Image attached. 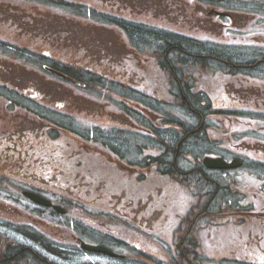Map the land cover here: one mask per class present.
Here are the masks:
<instances>
[{"label": "rangeland", "instance_id": "obj_1", "mask_svg": "<svg viewBox=\"0 0 264 264\" xmlns=\"http://www.w3.org/2000/svg\"><path fill=\"white\" fill-rule=\"evenodd\" d=\"M68 1L83 3L89 6H79V11L74 8L72 10L71 7H69L67 8L69 12H63V19L66 24H69L70 26H79L78 24H80L79 27L83 28V31L80 32L79 35H71L70 38L64 37L63 41H58L51 44V42H46L44 38L37 37L38 34L42 33L41 31L39 32V30H41L39 29L40 27L34 26L31 28L30 26H27V28L20 29L16 28L15 25L12 26L10 23L5 22L2 18H0V38L18 46H26L40 52L50 50L53 58L61 63H68L81 67H92L98 70L99 73L103 71L102 69H104L113 79L117 81L122 80V76L120 74L122 73V71H124L125 69H131V66L133 65L135 67L136 63H133L132 59L130 58L131 56L129 58H126V60L124 58V62L122 64L119 63L120 60L117 61L119 58H116L114 60L104 59L103 61H100L99 56H101V54L94 55L93 53H90L86 50H81V46L84 45L81 44L83 43V38H91L92 36L94 37V39L96 36H107L110 38H115L118 34L121 35L120 31L117 28L115 29L114 26L107 27L108 25L97 24L95 21H93V19H107L115 17L117 15L120 17L133 19V21H139L137 30L144 31V35H140L139 32L133 33V31L129 32V34L138 49L142 50H144L146 47H148V51L150 49L149 47L153 48L154 42H156V40H159L161 38V35H164L165 28L171 31H176L183 35H189L202 40L201 44L199 45L195 42L190 43L189 49L191 50L203 52L204 50H201L200 46L204 47L205 43L207 45V51L214 52L222 49V55L224 54L225 58L237 60L240 66L237 70H235L238 74L237 77L231 78L229 82H227V85H225L224 89L221 88L222 83L220 82L219 75H215L212 78L207 79L204 78L203 75L196 74V77H198V79L195 80V83L196 86H200L202 84L201 88L208 92L212 90L210 93H212V98L215 103L214 105H212L214 109L224 107L227 111L233 113L222 114V112H219L212 113V115L209 114L207 122H205L204 134L206 136V140L208 139L210 143L204 149V153V150H201L204 146H199L197 148L195 144L191 145V150H193V147L195 146L194 152L192 151L190 154H185V157L182 159L181 166L182 168H189L193 166L190 164H193V161L195 162L196 157L216 154L214 152H218L219 150L224 152L225 156H229L232 155L230 149H233L236 151L233 152V157H239L240 159H243V155H241V157L237 153H240L242 149H246L245 152H243L246 155V157L244 156V158H246L247 167H245L248 168L253 166V170L258 172L259 176L264 177V172H262L261 168H257L256 166H254L255 158L264 159V66H257L253 63V61L255 62V59L260 57V55L257 53V50H260L261 47H264V2H262L264 0H259V3L262 6L260 7L259 11L254 8V6L256 5L251 8V4L247 2V0H229L230 3H232V5L236 8V10H229L231 12H234L235 15V19L231 23L229 22L230 27L234 29L229 36L225 34L224 26L220 23V18H217L215 14L209 15L207 12L209 7L217 6L210 5L205 1L201 6V3H198V0H154L152 1V3L149 2L146 7L135 0ZM216 2H220L226 5L228 0H216ZM5 4H9L10 8L17 7L23 9V11L25 12L33 14H37L40 11H44L46 13L51 11L50 6H46L38 0H0V7L5 6ZM129 5L136 7L138 10L134 11L132 7L130 11ZM243 5L247 6L245 7V12L239 10L243 7ZM218 9L223 10V7H220ZM7 15L9 16L8 18L12 19L11 13ZM109 29H112L115 33L112 31H108ZM90 33H92L93 35H91ZM81 34L84 36H82ZM118 40L120 44H123L122 35ZM217 42H224L226 43V45L225 47H221L217 44H214ZM92 43L93 41H89L88 46L92 45ZM128 48L131 47L128 45ZM159 49L161 50V52L163 51L161 47ZM108 53L111 52L108 51ZM122 55L125 56L124 52ZM183 57L188 58L187 56ZM238 60L242 61L239 63ZM17 63L18 62L16 60L10 59H6V61L3 60L0 62V80H2L3 84L8 83L11 85H16L15 81H17L20 84L28 85L29 78L24 74L28 75L29 73L25 70H21L19 73L14 68L13 70L8 71V73L5 74L4 71L6 68H13V64L18 65ZM246 63L253 64L255 66V70L252 68L249 69L246 66L244 67L242 65ZM154 66L155 65L151 64L148 67L149 69H151V76L155 77L154 79L151 77L150 81L153 82L154 87L157 89V91H159L158 96L162 100H165L169 96L166 92H160V89L158 88H160L161 86L155 85L158 82H155L157 71ZM192 74L195 75V73L193 72ZM18 77L20 78V80L18 79ZM40 77L43 78L42 76ZM47 78L51 79V82L47 83L51 85L52 88L48 90L46 101L50 102V104L53 106H55L54 102L64 101L68 104L66 110L72 113L81 111V108L90 109L91 118L94 121H99L103 124H114L112 118L116 114L124 112V110L121 111L115 109L113 107V104L107 99L93 98L89 94H86L85 90L72 87V85L63 84V82L50 76H48ZM132 78L133 77H131L130 79ZM124 79L128 84V79ZM138 82L139 81L136 80V82H133V84H136L135 86L140 88L141 85H138ZM203 84L208 87V90L204 87ZM56 85H60L62 88L53 87ZM164 89H169V86H164ZM98 90L105 91L106 93H108L110 98L123 100L120 99L119 95L116 96L103 88L98 87ZM129 95L132 97L131 100L135 99L134 97L136 95L134 93L129 92ZM19 99L26 100L22 96H20ZM8 103H11L10 97L8 98L5 94H0V198L6 199L11 204H14L16 203L17 196H20L18 195V193L21 188L27 189L26 187H29L30 185L43 186V184H46V186L44 187L47 190V194L58 195V193H60L62 195L61 199L63 201L72 199L74 202L80 203L79 211L76 210V212H74L70 210V214L72 213L71 216H75L79 220L83 217L84 220L82 221V224L88 223V219L84 217L80 209L92 210L94 212L98 211L96 208L99 206L106 207L107 205L104 204H107L109 191L111 189H114L112 188L113 185L118 186V182H116L118 172L114 169H111L109 171L110 173L96 170V166L99 164V161L102 164L108 163L107 156L102 154V152H100V150L96 146H92L91 143H87L83 139L77 140L75 136L66 138V144H68V147H66V149L72 148L75 153L83 151V154L80 153L81 156L69 158V160L67 161H70V163L65 167L64 173H69L68 171L70 170V167L68 165H79L82 162H85L86 165L93 171V173L99 175L100 177L102 176L101 178H98L96 180L97 184L94 187L89 186V190H91V192L88 191V188L83 189L86 196L83 195V190H81V188L72 186L70 185L71 183L69 184L68 182L63 183L62 178L56 181L55 178L59 175L55 174L60 172L54 171V173H52V170L50 171L40 169L33 171V168L20 169L18 167L19 165L13 160L15 159L16 155L12 152H8L9 147L4 142L5 140L3 141L4 136L8 132H13V128H10L12 125L11 121L17 119L16 110L10 109L9 105L6 106ZM24 103H29V100L24 101ZM11 104L15 106L13 103ZM94 104L98 108L100 107V105H102L103 109L100 110L96 108V106L94 107ZM30 105L32 108L34 107L31 102ZM36 105L37 104H35V106ZM164 109L166 110L164 112L167 113V115L169 114L168 117L171 119L174 118L177 121L181 120V122L189 121V119L186 120L185 118H181L179 115H170V109ZM51 115L53 116L57 114L52 112ZM83 115L88 116L86 113ZM248 115L255 117L254 120H252V122H254V125L251 130H249V128H247L245 124H243V122L247 120L246 117ZM215 118L217 121H215ZM209 120L211 121V124H209L211 126L207 128ZM5 121H7L8 123L5 124ZM213 122H215L216 125H214ZM217 122L222 126H224V124L226 126L230 123L232 127H230V129L228 130H225V126L223 127V129H217ZM189 123L190 125H192L193 122L190 121ZM241 123L244 126V131L242 133H239L241 132L242 128L238 127V125ZM197 124L198 123H196V126ZM167 126L168 127L165 128H171L172 125ZM168 130L169 129L164 130V137H171L170 132L172 130ZM231 132H236V134L238 135L232 140H228L229 138H227V134ZM217 135H220L221 137L226 139V141L222 145V148H215L218 145L217 142H219ZM36 143L38 144V149L36 148V154L41 155L42 151L44 150L43 143L38 140ZM45 144L51 145L50 142ZM241 144L243 148L241 147V150H239ZM89 151L97 152L102 156L96 157L94 155H91ZM53 154L55 157L62 155L61 150L59 149L54 151ZM258 166H260V164H258ZM77 173L80 172L74 170L72 173H69L70 179H68L67 177V180H71L72 182H74L76 180ZM93 173L90 172L91 175H93ZM29 176L30 178L34 179L35 182L29 180ZM245 176L247 180H252L254 181V183H256L258 180L255 175L247 174ZM39 178H44L45 180L47 178L48 182L41 183L39 182ZM89 178H91V176ZM240 178L241 181L244 179L242 177V174L241 176H238L239 180ZM261 181H264V178H262ZM161 182L164 185L163 191L165 192H163L162 197L160 196L159 198L160 200H162V204H164V207L167 209V211H165L166 213L163 219L166 221V216L168 215L172 217V210H176L180 214L179 222L181 224V229L178 230V236L175 240L176 252L174 251V246H172V251H169L170 256H177L182 250L185 251V249L188 250V247H193V244L191 242L188 243V240L194 237L193 233L195 231V224L197 223L198 225H200V227H202L203 222H207L204 221L205 219H214L216 225H218H215V227H213L212 225H206L205 228H203L206 232V240L215 244V246L213 245L214 248H212L211 246V252L208 248L209 244H203L201 246V254L202 252H207V255L209 256V259H207V263L205 264H221V262L224 261V258L229 259L227 261L228 264H239L235 260L239 259L254 261L256 259V256H260L257 248H251V246L255 245L252 244L253 242L247 240V233H249L247 231L251 229H253L254 231L264 230V182H259L255 185H251L249 186V188L244 184H241L240 186V188H242L243 190L240 191L243 192L246 197H249L248 200H250V197L253 194L256 195L259 199L257 201V206L253 203L254 199L252 200V202L246 203L251 204V206L253 204V206L255 207L254 210L250 212L251 217L249 216L248 218L246 216L236 215H242V213L240 211H236L233 207H230V204H224L222 201L218 202L217 210H220L223 213L220 214L212 211L210 214L211 218H209L208 210L206 214L202 213V208L204 207V204H206V202L203 200L202 195L198 193V189H196L193 184L189 185V182L187 181V183L180 181L177 185L176 183H172L167 179H163ZM247 189H250V192ZM118 190L119 188L116 187L114 191L119 192ZM150 192L149 196L153 195L155 193V190L153 192ZM55 198L59 197L55 196ZM94 199L98 201L95 202ZM211 199H209V201ZM151 202H148L147 209L149 213V224L152 223L150 215L153 216V220L157 219L160 215L157 212V208H155V206H153ZM104 207L103 210H106L104 209ZM204 210L206 209L203 208V211ZM188 212H190L191 214H189L187 217H182L185 216ZM0 215L13 220L19 219L14 208L10 204H6L1 200ZM222 217L228 218V220L232 219V222L228 221L224 223L223 226L219 225L221 223L219 219H221ZM234 217L236 220L234 219ZM61 218L58 214V216L53 215V218L51 219V235L57 238V241H63V239H66L63 238V228L55 227L56 224L54 223L62 221ZM98 224L94 225V228H99V225L101 224ZM163 225V227L160 226L153 229L159 233V239L166 238V233H169L166 224L164 223ZM240 225L242 227H240ZM85 228L90 229L91 232L92 230H94L92 222H90L89 225L85 226ZM165 231L168 232L165 233ZM0 232H2L4 235L2 236L3 239H13L16 242L20 243L27 241L26 239L20 237L16 231L10 230L9 228L1 224ZM216 233L219 235V237L217 238L218 240H223L222 238H226L227 240H229L228 246H225L223 244L218 245L215 242ZM184 237L186 238V240L183 243V249L177 252V246L181 244V241ZM147 244L155 248V250H148L147 254H153L154 256L163 258L166 257L165 252L159 249L161 247H164L163 242L156 240L155 237H149ZM52 258L55 259L59 264H107L97 257H93L89 254L84 255L81 253H75V256L73 257L67 255V260H63V258L54 256H52ZM138 259L146 260L141 257H139ZM15 263L23 264V262L19 263V261H15L12 264ZM54 263L56 264L55 261Z\"/></svg>", "mask_w": 264, "mask_h": 264}, {"label": "flooded vegetation", "instance_id": "obj_2", "mask_svg": "<svg viewBox=\"0 0 264 264\" xmlns=\"http://www.w3.org/2000/svg\"><path fill=\"white\" fill-rule=\"evenodd\" d=\"M55 6H52V10ZM12 8L2 6L0 7V18L5 22L10 23L12 26L19 25L22 28H26V25L23 23H16L12 21L7 14L11 13ZM12 14V13H11ZM43 17L54 22L52 26L53 29L59 34V40H63V17L61 14L57 13H42ZM113 32V31H112ZM55 32L48 33L47 39L52 40L53 34ZM96 45L86 47L90 53L94 55H100V61L107 58V55H110L109 52L113 50V45L110 43V39L107 37H95ZM46 56H50V50L46 52ZM60 65L56 64L55 69H59ZM100 73H96L95 68L89 67L85 69H74L69 68L63 70L64 74H67L71 77H77L78 75H87L91 77H96L97 74L104 75L108 74L104 69ZM38 72V71H34ZM80 77V76H78ZM63 84L71 85L66 79H63ZM34 99V98H33ZM34 107L31 105L28 106H19L15 105L10 107L12 110H16V118L14 121H11V127L13 132H8L3 141L9 147L8 152H12L16 155L14 162H16L20 169L33 168V171L37 169L40 170H52L63 173L64 168L67 166L65 162L71 157H75L80 153L83 154V151L75 153L72 148L64 149L63 148V139L61 140L58 147H52L51 137L48 134L47 130L51 129L52 120L50 118V109L43 104L41 107L35 106V100L31 102ZM67 102H62L60 107H63V122L68 121L70 118L65 115L67 109ZM96 105L94 104V107ZM138 109L135 111L136 116H133L131 112L129 113H120L116 114L112 120L116 125L112 130H110L109 138L111 141L110 152L107 151L104 145H98V149L102 154L106 155L108 158L109 164L99 163L96 168L102 172L109 171L114 169L118 172L116 182L117 185H113L109 191L110 195L107 197V208L109 214L107 216H99L101 218H106V221L100 220L101 225L107 224L109 231H106L100 237H96L98 242L93 241L92 243L101 244L109 249H112L114 252L119 255H125L123 258L113 257L117 259H132L128 257V252H134L142 254L146 252L147 248V230L148 226V202L152 201L151 204L157 208V212L160 213L159 205L162 203L160 196L150 195L149 191L157 190L156 194L161 195L162 186H155L158 178L163 180L164 177H170V171L167 170L165 174L164 162L165 155L170 157L166 160L167 166L173 169L174 174L180 172V166L177 164L179 160V154L181 152V140L177 137L174 139L177 144V148L174 150L171 148V145H167L166 148L163 146V140L160 138V135L163 134V129L161 126V115L158 111V108L153 109L150 107H145L140 103ZM96 108H98L96 106ZM98 109H103L102 105ZM88 116H84L83 114ZM90 109H83L76 113V119H82L88 121L91 125H95L94 120L90 116ZM151 120L155 127L148 129L147 123H151ZM2 122V121H1ZM8 122L5 121V124ZM16 131V132H15ZM125 132V133H123ZM126 136V138H123ZM48 139V140H47ZM38 141L43 143L44 150L41 155L36 154V148L38 149ZM50 142L51 145H46L45 143ZM173 146V145H172ZM62 150V155L57 157L53 156V152L57 149ZM97 149V150H98ZM91 155L101 154L97 152L89 151ZM106 152V153H105ZM108 153V154H107ZM5 154V153H4ZM221 155V154H213ZM86 163L82 162V165L79 164L76 167L80 169L91 170L88 167H85ZM15 170V169H14ZM190 170H193L192 168ZM79 175V174H78ZM98 178L94 177L93 180L81 179L79 176L76 178V185H79L81 190L88 188L89 186L94 187L97 183ZM205 179L210 180L209 176H206ZM29 180L35 182L34 179ZM211 181V180H210ZM39 182L47 183L44 178H40ZM215 184L220 185L219 182ZM88 185V186H85ZM43 186H32L31 191L36 192L44 197L52 199L53 203L63 205L67 208V215L70 213V210L76 212L79 211L80 203L77 202H67L63 201L61 198H55V194H47V190ZM119 188V192H115V188ZM221 194V187L216 188V190L211 194L209 192L205 199L207 203H211L218 195ZM83 195L86 196L83 190ZM212 197V199H211ZM82 198V196H81ZM209 199H211L209 201ZM154 200V202H153ZM95 202L98 200L94 199ZM17 214L19 219L16 220V224L13 225V231H16L18 235L22 238L30 240L31 245L26 244H14L15 240L3 239V233L0 232V264H7V262H15V257L17 253H28L29 262L32 263V258H38L43 263L48 262L46 256L37 255L38 251L50 252L51 251V218L54 211L53 207H46L39 205L32 201L31 199L23 195V190L20 191V196H17L16 203L12 206ZM99 211L102 212L103 207L99 206ZM83 214H87L83 209H80ZM105 211V210H103ZM78 213V212H77ZM152 213V212H151ZM150 213V214H151ZM98 220V219H96ZM19 223L22 225L20 228ZM57 227H65L67 221L63 223V220L60 221V224H56ZM115 228L118 232L123 235L112 233L111 230ZM89 233V232H86ZM124 236L129 237L130 240L127 241ZM75 242L79 244L80 239H84L76 234ZM133 238V241H132ZM186 240L184 237L181 241V244L177 246L178 251L183 249V243ZM190 239L188 240V242ZM76 244V246H79ZM170 247L173 245L170 244ZM22 249V250H21ZM11 254V255H10ZM106 260L111 258L107 255H101ZM137 256L133 257L136 258ZM142 258V256H141Z\"/></svg>", "mask_w": 264, "mask_h": 264}, {"label": "trees", "instance_id": "obj_3", "mask_svg": "<svg viewBox=\"0 0 264 264\" xmlns=\"http://www.w3.org/2000/svg\"><path fill=\"white\" fill-rule=\"evenodd\" d=\"M143 35V34H140ZM159 41V42H158ZM195 42L196 44H201V40H198L196 38H190L186 35L177 33V32H171L169 30H165L164 35H161V38L159 40H156V42H154V45L156 47H160L159 43L161 44V48L163 50V55L165 56L164 60V64L168 69H170L171 72L168 73V75L170 76V78L172 79V83L173 85L176 86L177 92H176V96L178 97V100L180 102H182L184 104V108L185 111L189 114V117L193 118L194 120L197 121H202L204 118H207V116H209L208 111L212 108V112H224L223 110H218L215 111L212 107V105H214V101H213V96L212 93H206V94H202L200 91H194L188 88V83H182V80L185 81V75L184 74H179L178 75V64L180 61H184L182 59H184L183 56H187L189 58L186 59H191V61L193 62V68L199 67V70L201 68H207L205 69V71L209 72L208 68H210V70H213V68H215L216 66H218V64H221L222 66L227 64V69H229V74H227V78H233L235 75H238L236 73L235 70H237L239 68V65L237 60H233L231 58H224V54L222 55V49L218 50V51H214V52H210L206 50V43L204 45V47H201V50H204L203 52L201 51H195V50H191L189 49L190 43ZM193 46V45H192ZM194 47V46H193ZM261 58H264V50L261 51ZM179 61V62H178ZM181 63V62H180ZM179 63V65H180ZM201 67V68H200ZM62 70L68 69L67 67H63L61 68ZM197 70V69H196ZM196 70H191L190 72H186V73H190L192 75L191 72L193 73H199L196 72ZM203 73V71L201 72ZM80 76V77H78ZM77 77H75L78 80H92L93 77L91 76H87V75H78ZM84 76V77H82ZM174 76L177 78V81H174ZM193 77V75H192ZM228 80V79H227ZM115 84H121V83H115ZM180 84V85H179ZM89 85V84H88ZM223 88V87H222ZM184 96V98H183ZM211 107V108H210ZM229 114H232L233 112H227ZM231 117V116H230ZM255 117L253 116H247L246 119L243 124H245V126L247 128H249V130L252 129L254 122H252V120H254ZM256 120V119H255ZM168 118L163 119V124H165L166 122H168ZM243 124H239L238 127H241L242 130L243 129ZM177 127H179L178 133L180 135V137L186 136L188 138L185 139V143H189L192 141L194 142H199L197 144L199 145H204L205 148L207 147V145L209 144L208 141L206 140V136L204 135L203 131H196L194 129H192L193 127H189V125L183 122H179V124L177 125ZM217 129H223V127L219 126V124H217ZM55 133L57 130H54ZM242 131V132H243ZM239 132V133H242ZM230 136L228 137V140H232L233 138H235L238 134H236V132H231L228 133L227 135ZM203 141V142H202ZM204 144H202V143ZM166 144V141L164 142ZM220 148L221 146L218 144L215 148ZM172 149H176L175 146L171 147ZM218 152H221L220 150ZM223 154V153H221ZM166 158V156H164ZM200 158V157H199ZM165 163V162H164ZM199 165L203 171L206 170V168H203L202 164L200 162H197L196 165ZM195 177L193 180H191V183L193 182H197L198 184H200L203 179H205L203 177V173H201L200 169H195ZM209 175L213 178L218 177L219 179L221 178L220 175V171H208L206 170ZM222 174V173H221ZM255 175L253 172H247L246 170H244V176H243V180L241 181V184H244L246 186H251L254 184V181L252 180H247L245 175ZM236 177V176H233ZM262 177V176H260ZM230 177L227 176L226 178L222 177V182L223 181H228V184L226 185V187H234V188H239L236 186L237 181L235 179L230 180ZM185 181V180H183ZM193 181V182H192ZM196 184V183H193ZM208 186L210 187H214V185L212 184V182L209 180H207V182H204L203 184H200L199 187H197L199 190L201 189L202 191H206L209 190L210 188H208ZM245 191V190H244ZM224 193V189H221V194ZM220 194V195H221ZM230 194V192H229ZM22 250V249H21ZM229 259H226L225 261L221 262V264H228ZM236 262H238L239 264H248V261L246 260H235Z\"/></svg>", "mask_w": 264, "mask_h": 264}, {"label": "water", "instance_id": "obj_4", "mask_svg": "<svg viewBox=\"0 0 264 264\" xmlns=\"http://www.w3.org/2000/svg\"><path fill=\"white\" fill-rule=\"evenodd\" d=\"M57 73H59V72H57ZM204 163L209 168H234V167L240 166L242 164V161H240L238 159H234L232 162H227L223 158H217L216 159V158L206 157L204 159ZM28 195L31 198L35 199L36 201L45 202L44 200L40 199L38 196H35L31 193H28ZM48 204H50V202H48ZM56 208L61 212L65 211L64 209H62L60 207H56ZM84 247L86 249H89V250L102 251V252H107V253L113 254V252L111 250H109L105 247H102V246H94V245L84 244Z\"/></svg>", "mask_w": 264, "mask_h": 264}]
</instances>
